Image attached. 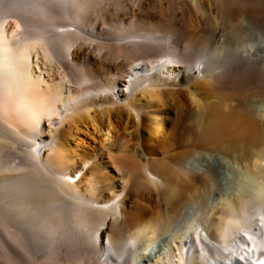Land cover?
Wrapping results in <instances>:
<instances>
[{
  "label": "bare ground",
  "instance_id": "obj_1",
  "mask_svg": "<svg viewBox=\"0 0 264 264\" xmlns=\"http://www.w3.org/2000/svg\"><path fill=\"white\" fill-rule=\"evenodd\" d=\"M111 1L0 0L5 257L264 264V0ZM172 107L164 158L137 169V181L117 190L97 176L96 158L70 165L64 139L88 121L99 130L126 114L152 131L150 110L164 119Z\"/></svg>",
  "mask_w": 264,
  "mask_h": 264
},
{
  "label": "rangeland",
  "instance_id": "obj_2",
  "mask_svg": "<svg viewBox=\"0 0 264 264\" xmlns=\"http://www.w3.org/2000/svg\"><path fill=\"white\" fill-rule=\"evenodd\" d=\"M117 1L119 0H112L110 3L116 6L118 5ZM106 3H108V1ZM207 10H210L209 6L207 7ZM262 11L264 13V8H262ZM211 18L214 23L217 21L212 11ZM246 18L247 17L246 15H244V13L238 12V14L235 16V21L248 22V18ZM116 24L118 25V23L116 22H113V24L111 22H108L106 24L107 26H105L106 28H113L112 25L114 26ZM5 27L9 31L12 29H17L12 19H9L7 23H5ZM46 76L48 78L47 74ZM197 98V96L188 97V103L193 106L194 110H192V113L194 114H196L197 112V108L194 106ZM169 111L170 112H168L167 116L162 119L160 118V116H158L157 113H154L150 110L149 113H153L155 118L153 125L154 129L152 128V131L149 130L151 122H149L147 119L144 120L141 127H138L137 122H135L133 118L129 117L126 114L122 121L114 117L110 123L111 125L104 124L102 129L99 130L95 129L93 122L88 121V125L82 126L81 131L78 134L64 139L66 141V147L71 154L70 165H73L74 161L84 159V157L85 159H89L91 157L96 158L95 171L97 173V176L99 177V179L106 182L110 187L116 188L117 190L122 189V181H128L130 179L134 182L137 181L138 176L140 175V172H138L137 169L139 170V168H143L152 159L161 160L164 158L166 145L159 138V134L161 132L166 134L168 132H171L173 127L176 125L175 122L177 121L176 119L178 117V109L172 107ZM93 116L97 121L101 122L100 112H92L90 115L91 119ZM48 127L49 122H46L45 128L48 129ZM158 127L161 129V131L160 129H158ZM164 127L167 128V132L165 131ZM109 128H111L110 132L108 131ZM135 151L137 152V155L139 154V156L134 154ZM142 154L145 155L142 156ZM224 155L228 159V162H230L229 170L238 171L239 174L243 175L245 167L242 162H240L241 164H237L234 161L235 159L233 155ZM198 156L199 155H196L197 158ZM197 158L188 160V166H192L197 169L199 164ZM236 161L239 162L238 160ZM78 178H76V180ZM232 182L233 177L230 176L229 183ZM131 201L128 202L129 206H131L129 207L130 210H138L139 204L136 202L134 197L131 199ZM157 242L158 241L156 239L148 241L146 245L143 246L142 252L144 253L147 250L150 252V245ZM0 246V264H24L25 262V264H42V262L43 264H46V260L43 257L37 259V261L35 260V262L28 258L23 260L22 262V260L15 258L11 253L10 256L6 258L4 255L3 247L2 245ZM2 255L4 256L2 257Z\"/></svg>",
  "mask_w": 264,
  "mask_h": 264
}]
</instances>
